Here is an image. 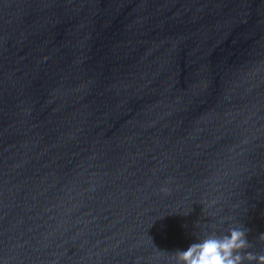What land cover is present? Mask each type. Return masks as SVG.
Listing matches in <instances>:
<instances>
[{
  "label": "water",
  "instance_id": "water-1",
  "mask_svg": "<svg viewBox=\"0 0 264 264\" xmlns=\"http://www.w3.org/2000/svg\"><path fill=\"white\" fill-rule=\"evenodd\" d=\"M232 225L264 254V0H0V264Z\"/></svg>",
  "mask_w": 264,
  "mask_h": 264
},
{
  "label": "clouds",
  "instance_id": "clouds-1",
  "mask_svg": "<svg viewBox=\"0 0 264 264\" xmlns=\"http://www.w3.org/2000/svg\"><path fill=\"white\" fill-rule=\"evenodd\" d=\"M162 192L168 188L163 186ZM245 226L232 225L224 232L208 231L175 253V264H264V254L248 251L251 248ZM264 239V233H260Z\"/></svg>",
  "mask_w": 264,
  "mask_h": 264
}]
</instances>
